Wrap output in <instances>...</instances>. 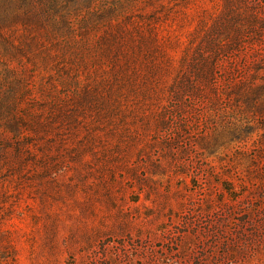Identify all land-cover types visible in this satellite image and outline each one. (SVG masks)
Returning <instances> with one entry per match:
<instances>
[{
    "label": "rangeland",
    "instance_id": "1",
    "mask_svg": "<svg viewBox=\"0 0 264 264\" xmlns=\"http://www.w3.org/2000/svg\"><path fill=\"white\" fill-rule=\"evenodd\" d=\"M15 5L0 264H264V0Z\"/></svg>",
    "mask_w": 264,
    "mask_h": 264
},
{
    "label": "trees",
    "instance_id": "2",
    "mask_svg": "<svg viewBox=\"0 0 264 264\" xmlns=\"http://www.w3.org/2000/svg\"><path fill=\"white\" fill-rule=\"evenodd\" d=\"M1 2H7V4H10L9 6H6V7H0V11H3V13H5L6 11H9V10H15V4L16 3H19L20 5L17 7L18 9H21L23 11L22 15H19L17 16L18 18L17 19H21L22 21H29V19L31 20V18L29 17V13H32L36 16H41L43 15L44 17V14L46 13L45 10H44V5H41L40 4H44V2L46 0H0ZM34 2H37L36 4H34ZM52 8H54L53 6H51ZM50 7V8H51ZM21 17V18H20ZM5 19V20H4ZM237 18L235 17L232 18L231 21H228L227 23L228 24H225V26L223 28V30L226 32L224 33L225 35H229L227 39H229L226 43L225 46H211V45H208L210 49H214V48H217V49H230L231 47L235 46L237 43H238V39H239V35L240 33L242 32V30H239V27L238 25H233V22H236ZM13 23L11 22H7V17H2V15L0 14V29L4 26V27H7L9 25H11ZM228 25V27H227ZM231 31V33H230ZM208 49V48H207ZM212 62V61H211ZM211 62H207L205 63L204 61L202 62L203 63V69H196L194 70L195 72V75L197 78L199 79H205V81H207L209 83V87L211 86L212 87V82H210V80L212 79L211 77L213 76V64ZM189 83L191 82L190 79L188 80ZM192 83V82H191ZM183 84L181 83V86L179 89L181 90H186V89H189L191 88V90L193 91L194 90V86H192L191 84H189L188 86H182ZM195 91V90H194ZM9 140H4L2 143H3V146L6 145V143L8 142ZM227 192L230 193V189L227 188L226 189Z\"/></svg>",
    "mask_w": 264,
    "mask_h": 264
}]
</instances>
